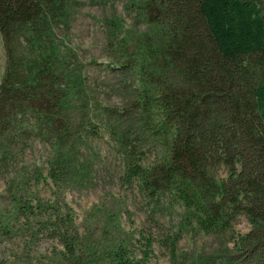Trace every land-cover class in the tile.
I'll return each mask as SVG.
<instances>
[{
  "label": "trees",
  "instance_id": "1",
  "mask_svg": "<svg viewBox=\"0 0 264 264\" xmlns=\"http://www.w3.org/2000/svg\"><path fill=\"white\" fill-rule=\"evenodd\" d=\"M75 3L0 0V166L11 143L25 147L34 137L49 149L56 184L85 181L74 164L101 135L120 183L146 201L179 204L181 229L229 235L231 251L217 247L205 262L264 264V1H132L130 28L105 21V87L116 99L104 103L66 38ZM27 192L11 191L12 218L24 223L10 231L9 215L0 216L2 235L53 230L63 246L53 264H139L127 239L113 234L118 227L105 226L111 243L83 251L61 231L68 216L53 219V205ZM239 216L251 227L234 235ZM150 246L145 240L144 255Z\"/></svg>",
  "mask_w": 264,
  "mask_h": 264
},
{
  "label": "rangeland",
  "instance_id": "2",
  "mask_svg": "<svg viewBox=\"0 0 264 264\" xmlns=\"http://www.w3.org/2000/svg\"><path fill=\"white\" fill-rule=\"evenodd\" d=\"M132 1L136 0H76L73 8L66 38L75 48L80 64L88 71L90 85L95 88L101 103L116 99L105 87L111 77L106 70L105 21L119 19L124 28H130L134 22V12L130 9ZM139 27L144 29L145 24L141 23ZM5 65L6 53L0 36V83ZM99 137L100 141L91 145L92 149L87 146L73 163L77 169L83 167L81 179L86 178L85 181L74 182L62 177L57 184L50 177V168L46 167L49 149L45 144L28 137L25 147L15 143L9 145V159L0 166V216L6 214V218L9 215L10 231L24 223L22 217L12 218L11 191L23 195L27 189L28 197L43 199L53 205L48 211L53 219L68 216L70 221L61 231L78 238L83 251L92 245L91 242L106 245L115 236L127 239L139 264H194L196 260L201 264H215L205 262V257L217 247L231 251L229 235H207L190 230L191 227L181 229L179 204L167 206V199L146 201L133 184L120 183L113 147L101 135ZM217 175L225 177L222 169ZM90 177L89 185L86 180ZM23 179L26 183L21 188ZM58 205L61 210L56 211L54 206ZM105 226L118 227L113 229L115 236L108 234ZM250 227L246 217L239 216L233 226L234 235L245 234ZM53 233V230L38 235H33L32 231L10 232L8 236L0 233V264H53L63 251L61 235L57 237ZM145 240H150L151 245L147 255L143 253Z\"/></svg>",
  "mask_w": 264,
  "mask_h": 264
}]
</instances>
